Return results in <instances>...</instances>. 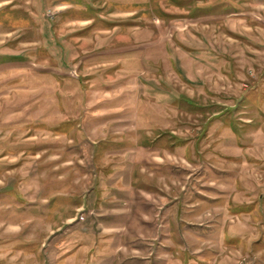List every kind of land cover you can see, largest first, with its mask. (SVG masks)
Masks as SVG:
<instances>
[{"label":"rangeland","instance_id":"1","mask_svg":"<svg viewBox=\"0 0 264 264\" xmlns=\"http://www.w3.org/2000/svg\"><path fill=\"white\" fill-rule=\"evenodd\" d=\"M0 264H264V0H0Z\"/></svg>","mask_w":264,"mask_h":264}]
</instances>
